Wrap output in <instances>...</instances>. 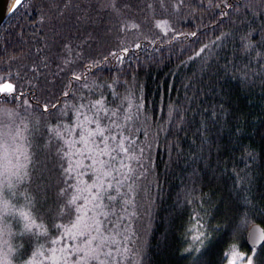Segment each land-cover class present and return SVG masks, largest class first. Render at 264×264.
<instances>
[{"label": "trees", "instance_id": "trees-1", "mask_svg": "<svg viewBox=\"0 0 264 264\" xmlns=\"http://www.w3.org/2000/svg\"><path fill=\"white\" fill-rule=\"evenodd\" d=\"M4 83L14 92L0 93V113L28 125L34 161L17 193L43 223L23 230L24 259L75 215L56 131L86 107L120 135L112 111L131 107L130 147L147 159L131 178L145 227L131 264H225L233 246L264 264V244L255 256L245 244L250 226L264 228V0H27L0 26ZM194 219L203 238L185 253Z\"/></svg>", "mask_w": 264, "mask_h": 264}, {"label": "snow or ice", "instance_id": "snow-or-ice-1", "mask_svg": "<svg viewBox=\"0 0 264 264\" xmlns=\"http://www.w3.org/2000/svg\"><path fill=\"white\" fill-rule=\"evenodd\" d=\"M27 0H17V6L26 4ZM15 10V9H14ZM79 80L80 76H75ZM14 88L12 84L4 83L0 87V93L12 94ZM67 95V93H65ZM55 107V105H53ZM93 109H102L103 101L98 100L91 106ZM45 111L48 107L45 106ZM82 117V122L76 124L72 128H66L63 132L56 131V138L64 141L65 150L59 152V158L64 162L62 172L69 178L75 180L72 185L76 193L67 201L65 214L71 211L76 214V222L70 227L63 229L61 239L51 240V247L49 249L50 255L46 259L51 261V264H113V252L115 251L114 245L110 244V237L102 231V222L99 221L95 215V210L100 208V201L102 198L114 199L112 196L104 197L107 188H111V183L108 180L110 170L108 160H115L116 156L112 153L117 149L127 152L124 146L123 139L118 140L116 136H106L107 129L101 125V122L93 116L91 119L87 113L80 112L78 119ZM95 125L94 128H89L88 125ZM3 121L0 120V178L8 175V169L4 167V162L8 161L9 155L15 157L16 169L12 175L16 178L15 182H8L7 188L13 190V195H17L14 189L18 182H22L28 175V165L33 163L32 155L28 153H19L18 149L14 148V144L19 140L21 131L19 128L14 133V138L10 142L7 134L3 132ZM24 131H28V125L24 124ZM53 129H48V132L53 133ZM76 133L77 139L72 140L70 136ZM99 138V141H97ZM27 139V137H25ZM111 140L115 147L110 145L108 141ZM21 157L27 164L20 163ZM84 160L88 161L87 168L91 171H85ZM122 166H124L122 164ZM24 169V174H20V170ZM84 176H88V180L84 181ZM66 190L61 189L60 195L64 196ZM28 204L23 207L17 208L15 205H9L8 200L5 198L4 187L0 185V213L7 215L9 212L18 214L23 221H25L24 228L26 232H32L33 227H43V223L36 224V217L33 215L34 205L31 204V197L25 194ZM84 201L83 203H79ZM90 205V206H89ZM103 213H101L102 215ZM3 217L0 216V219ZM57 229H61V225H55ZM43 233L44 235H46ZM200 240V237H196ZM255 240V237L253 236ZM260 241H264V234L259 237ZM238 251L236 246L226 252L225 256L229 257V264H244L245 257L243 255L237 256L235 253ZM258 249L253 247V256L257 254ZM231 253V255H230ZM7 264V261H5ZM247 264H253V257L247 258Z\"/></svg>", "mask_w": 264, "mask_h": 264}, {"label": "rangeland", "instance_id": "rangeland-1", "mask_svg": "<svg viewBox=\"0 0 264 264\" xmlns=\"http://www.w3.org/2000/svg\"><path fill=\"white\" fill-rule=\"evenodd\" d=\"M86 113L89 115V118H92L91 112H88L87 108L84 107ZM100 111V109H99ZM113 115L117 117L116 119H120V123L124 127L122 133L118 135V133H110L106 132V136H116L118 140L123 139L124 146L127 149V152H123L117 149L116 152L112 153V155L116 156L115 160H110L105 157L104 159L108 160L110 176L108 180L111 183V188H107V184L105 185L106 191L104 193V197L112 196L114 199L102 198L98 203L100 204V208L95 210V215L98 217L99 221L102 222V231L106 233L108 237H110L109 243L114 245L115 251L113 252V264H131L128 254L126 253L127 245L132 242L134 237V243L140 241L142 239V233L145 227H138L140 223V218L138 219L137 215H140L142 209L144 208V203L139 197V194L135 192L133 187V179H131L135 174L139 176L143 175L142 178L146 175V153H142L141 160H138V155H135L134 150L130 147V144L133 140H131L128 131H130L131 127H133L135 122V112L131 107L125 108L123 111L113 110ZM85 113V112H83ZM79 113L76 115V119L73 122V125L67 128H72L76 124L82 122V117L78 119ZM14 117L13 113L3 112L0 113V120L3 121V132L7 134V138L11 142L14 138V133L19 130L21 131V136L19 140H17L14 144V148L18 149L19 153H27L25 152V132L19 127L14 125ZM102 123V122H101ZM106 123H103L102 126L104 128H108ZM91 128V125H88ZM95 127V126H94ZM114 127V124H113ZM117 127V124H116ZM76 133H72L70 139H77ZM99 138H97V141ZM64 142V141H63ZM110 145L115 147V144L111 140L108 141ZM136 158V161L134 160ZM85 164V171H91L87 168L88 161H83ZM15 157L9 155L8 161L4 162V167L8 169V175L0 178V185L4 187L5 198L8 200L9 205H15L17 208H20L23 205L21 198L23 199L24 194L17 193L19 183H17L16 188L14 189L17 195H13V190H9L7 188L8 182H15L16 178L12 175V173L16 170L14 165L16 164ZM20 163L24 164V159L21 157ZM142 163V166H141ZM122 164L124 166H122ZM24 169L20 170V174H24ZM71 179V178H70ZM84 181L88 180V176H84ZM72 180V185L75 184V180ZM76 193L73 190L71 191L70 198ZM84 201H80L79 203H83ZM24 206V205H23ZM90 206V205H89ZM144 211V209H143ZM101 213H103L101 215ZM0 216L3 218L0 219V264H51V261L46 259L48 255H50L49 249L51 247V240L53 239H61L63 235V229L70 227L74 222H76V214L74 218L69 224H66L61 227L58 231L57 235L52 238H47V240L41 241L39 245H35L33 247L32 253L27 256L26 259L23 257L24 254H20L23 250L22 245L19 244V240L23 239V230L25 221L16 213L9 212L7 215L0 213ZM17 221V222H16ZM20 221V222H19ZM137 222V223H136ZM21 226V231L16 235V231H14L15 227ZM129 227V229H127ZM143 228L142 233L140 235V230ZM38 234L40 232L37 230ZM137 232V235H136ZM41 235V234H40ZM196 237H200V240H196ZM14 238L16 241H14ZM203 238V231L200 224L195 221L191 222L185 233L186 240V252H193L196 249V246L200 244L201 239ZM133 243V244H134ZM19 245V246H17ZM17 247V248H16ZM233 248V247H232ZM230 248L228 252L232 249ZM237 256L243 255L245 257L244 264H247V258L252 257V254H247L245 252H240L239 250L235 253ZM231 255V253H230ZM19 257L13 258V257ZM17 260V261H16ZM23 260V261H20ZM230 256L226 258V263L229 264Z\"/></svg>", "mask_w": 264, "mask_h": 264}, {"label": "water", "instance_id": "water-1", "mask_svg": "<svg viewBox=\"0 0 264 264\" xmlns=\"http://www.w3.org/2000/svg\"><path fill=\"white\" fill-rule=\"evenodd\" d=\"M14 1L0 0V26L17 7V3L14 4ZM261 234H264V228L259 224H254L248 228L245 235V244L249 250H252L253 247L258 248L264 244V241L259 240Z\"/></svg>", "mask_w": 264, "mask_h": 264}, {"label": "bare ground", "instance_id": "bare-ground-1", "mask_svg": "<svg viewBox=\"0 0 264 264\" xmlns=\"http://www.w3.org/2000/svg\"><path fill=\"white\" fill-rule=\"evenodd\" d=\"M16 3H17V0L14 1V4H16Z\"/></svg>", "mask_w": 264, "mask_h": 264}]
</instances>
